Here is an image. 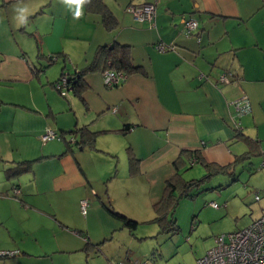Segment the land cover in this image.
<instances>
[{
  "label": "crops",
  "instance_id": "1",
  "mask_svg": "<svg viewBox=\"0 0 264 264\" xmlns=\"http://www.w3.org/2000/svg\"><path fill=\"white\" fill-rule=\"evenodd\" d=\"M153 1L152 23L126 11ZM17 5L29 10L26 25H17ZM104 5L117 21L111 29L87 5L77 19L61 0H0V144L9 149L0 147V249L15 251L0 256V264H196L213 238L192 259L158 247L160 238L165 246L171 235L180 239L195 230L190 223L170 233L154 220L167 179L176 173L187 179L186 164L205 170L206 163L226 167L223 174L235 177L230 181L245 173L256 191L264 188V171L258 172L264 160V0ZM188 17L198 27L185 36ZM159 42L172 48L157 50ZM116 43L129 47L139 70L106 87L103 67L88 68L82 88L58 96L53 83L62 72L86 69L99 46ZM58 58L60 71H48L47 60ZM221 74L226 81L218 80ZM242 95L251 108L237 114L231 101ZM46 126L58 137L22 152L24 141H37ZM82 126L95 132L92 144L80 143ZM246 138L256 141V151L240 158L249 151ZM120 157L119 171L114 160ZM81 199L87 200L84 213ZM258 206L249 223L264 214V203ZM109 209L136 220L135 228Z\"/></svg>",
  "mask_w": 264,
  "mask_h": 264
},
{
  "label": "rangeland",
  "instance_id": "2",
  "mask_svg": "<svg viewBox=\"0 0 264 264\" xmlns=\"http://www.w3.org/2000/svg\"><path fill=\"white\" fill-rule=\"evenodd\" d=\"M53 57L56 59L57 55L54 56L53 54ZM44 61H46V59H44ZM61 61V58H58V60L54 62L51 61L52 63L48 62L47 60V63H50L48 65V71L55 66L59 72L61 68ZM54 90L57 92L58 96L63 97L55 87ZM68 97H70V95H68ZM46 128L53 130L52 127L46 126L44 127L43 132ZM54 131L56 130L54 129ZM56 132L58 134V131ZM36 139L37 141L33 138L26 139L24 141L23 147L21 148L22 152L25 153L27 150L34 149L39 143H43L41 140V135ZM7 146L8 145L6 141L2 140L0 147L4 152L9 151ZM114 161L118 163L117 167L120 171L122 165H124L123 161H125V157L124 159L120 157L119 160ZM106 163L107 162H105V164ZM262 169L260 168L258 172L260 173L261 171H264ZM182 172L183 176L187 179L199 178L201 175L206 173L199 163H196L192 166L186 164ZM231 179L232 177H229L226 174L217 173L203 182H199L198 184H195L191 187H187V189L184 190L185 193L179 196L175 207L168 211L167 218H171L172 212V215L175 218L177 225L180 226V229L181 227L185 228L186 226H188L189 229L190 223H193V225L195 224V230H193L192 233L185 231L180 239L175 235H171V238H167L165 240V246H162L164 241L162 238H160V244L158 243V247L167 248L169 250L176 248L177 252L174 253V258L192 259L199 251H201L203 244H205L209 239H214L216 235L231 232L246 226L249 223L250 218L258 214L260 209L258 204L259 202L264 203V198L258 202L252 200V197L258 187H255L250 182L251 179L247 177L245 173L240 175L239 180L230 181ZM121 180L122 178L119 176L116 180V183L118 185L121 184ZM244 183L245 187H243ZM252 185L254 187H250ZM249 187L252 188L251 191H249ZM260 188L264 189L262 187ZM176 195L178 196L177 190ZM212 201L216 202L220 206L213 207L211 205L214 210H209L210 212H207L205 209L210 206L209 203ZM117 202L119 201H115L116 204ZM218 208L221 210L216 211ZM169 232L174 233L171 231ZM157 251L155 252L156 257L158 258L159 255Z\"/></svg>",
  "mask_w": 264,
  "mask_h": 264
},
{
  "label": "built area",
  "instance_id": "3",
  "mask_svg": "<svg viewBox=\"0 0 264 264\" xmlns=\"http://www.w3.org/2000/svg\"><path fill=\"white\" fill-rule=\"evenodd\" d=\"M155 5L156 1L140 5L130 4L126 7V11L140 22L146 21L152 23L156 12ZM197 27L198 21L193 17H188L183 20L181 31L187 36L193 33ZM154 45L157 50L172 48V45L165 42L155 43ZM102 76L104 85L107 87L116 86L126 78L125 72L112 68L103 70ZM218 80L226 81V75L221 74ZM55 88L62 96H65L72 89V83L67 73H64L59 78L55 83ZM231 104L237 114L246 113L251 108L250 102L245 95L233 99ZM58 135L56 131L46 128L41 135V140L46 141L56 138ZM194 161V158L190 159L191 164ZM260 167L264 168V160L261 161ZM261 194L264 195V189L255 191L254 199L259 200ZM86 205L87 200L81 199L80 209L83 213L85 212ZM210 205L218 207V204L213 201L210 202ZM14 253L15 251L0 250V256L13 255ZM196 264H264V214L253 219L242 228L216 235L213 246L197 258Z\"/></svg>",
  "mask_w": 264,
  "mask_h": 264
},
{
  "label": "trees",
  "instance_id": "4",
  "mask_svg": "<svg viewBox=\"0 0 264 264\" xmlns=\"http://www.w3.org/2000/svg\"><path fill=\"white\" fill-rule=\"evenodd\" d=\"M86 5L88 6V8H90V10H93L94 12L98 13L101 16V22L107 29H111L116 25L117 21L115 17L111 14V12L105 8L104 0H90V3ZM48 57L50 60H55L53 58V54H50ZM100 66L103 67L102 71L105 70L106 68H112L115 70L123 71L125 72L126 75L140 69V67L134 66L131 63L129 47L127 45L117 44V43L112 44L110 46L102 45L97 48L94 61L92 62L91 65H89L86 69L76 71L73 74H68L69 80L72 83V88L73 89L82 88L83 87V83L81 81L82 74L88 68L93 69ZM63 74L64 72L60 74L59 78ZM59 78L56 81H54L53 83L54 87H55V83L59 80ZM126 129L127 128H124V130ZM79 130L82 136V140L80 141V143L88 142L89 144H92L93 135L95 132L91 131L89 128L85 126L80 127ZM245 141L249 145V151L245 154H242L240 158H245L247 157L248 154L250 153L253 154V152L256 151V146L255 144H253L255 140L253 141L252 139L246 138ZM204 167L206 173L199 178L184 179L180 173H176L172 177L167 179L165 192L162 198L160 199V201H158V203H156L154 207L155 209L154 220L160 224L163 230L174 231L178 228V225L175 221V218L172 215V212H171V218L170 219L167 218L168 211L172 210L175 207V204L179 196L185 193L184 190L187 189V187H191L195 184H198L199 182H203L209 179L214 174L227 172L226 167H216L213 164L205 163ZM231 176L232 178H234L233 175ZM176 190L178 191V196L176 195ZM109 211L111 212L112 215L119 218L129 229L135 228L137 224L136 220L131 219L126 215L119 213L115 210L109 209Z\"/></svg>",
  "mask_w": 264,
  "mask_h": 264
},
{
  "label": "clouds",
  "instance_id": "5",
  "mask_svg": "<svg viewBox=\"0 0 264 264\" xmlns=\"http://www.w3.org/2000/svg\"><path fill=\"white\" fill-rule=\"evenodd\" d=\"M63 4L69 8H74V18H80L83 15V8L90 0H61ZM16 15L15 20L18 26H23L28 23L29 10L26 6L17 5L14 9Z\"/></svg>",
  "mask_w": 264,
  "mask_h": 264
},
{
  "label": "water",
  "instance_id": "6",
  "mask_svg": "<svg viewBox=\"0 0 264 264\" xmlns=\"http://www.w3.org/2000/svg\"><path fill=\"white\" fill-rule=\"evenodd\" d=\"M72 139V138H71Z\"/></svg>",
  "mask_w": 264,
  "mask_h": 264
}]
</instances>
